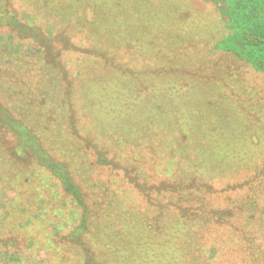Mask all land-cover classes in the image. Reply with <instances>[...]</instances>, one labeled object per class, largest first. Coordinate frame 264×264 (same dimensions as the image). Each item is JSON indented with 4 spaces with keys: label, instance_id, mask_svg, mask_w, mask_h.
<instances>
[{
    "label": "rangeland",
    "instance_id": "obj_1",
    "mask_svg": "<svg viewBox=\"0 0 264 264\" xmlns=\"http://www.w3.org/2000/svg\"><path fill=\"white\" fill-rule=\"evenodd\" d=\"M5 1L21 23L39 28L43 36L35 43L0 27V76L5 81L0 79V106L18 119L26 116L30 122L24 127L53 157L57 150L69 153L64 160L89 209L76 207L35 157L19 159L14 134L0 123V264H264L261 203L251 215V193L245 189L254 178L264 199V137L258 128L264 123V73L247 65L240 49L224 50L232 31L214 3L41 0L35 7L37 0ZM90 35L112 48L88 50L85 36ZM58 40L71 42L69 49L78 55L64 63L65 82L53 85L61 90L53 99L30 66L51 57L50 44ZM133 50L139 56L132 70ZM102 52L111 57H101ZM112 56L122 60L116 69L128 73L104 62L115 63ZM79 71L84 75L79 82L107 83L121 92L120 98H105L114 103L106 115L97 118L102 107L92 111L86 100L73 104L78 97L69 81L74 77L68 81L64 74ZM149 126L145 144L142 133ZM112 130L123 137H111ZM246 141L255 159L245 155L240 164L238 149ZM200 151H206L204 157L197 155ZM98 154L110 163L97 165ZM193 165L209 170L198 179L208 178L206 184L216 191L227 184L244 189L238 196L214 194L205 206L186 204L179 211L158 184L183 171L182 181L190 187L197 179ZM163 200L174 207L163 211ZM84 211L86 227L77 241L74 234ZM243 233L255 238L263 257L250 255L248 241L240 239Z\"/></svg>",
    "mask_w": 264,
    "mask_h": 264
},
{
    "label": "trees",
    "instance_id": "obj_2",
    "mask_svg": "<svg viewBox=\"0 0 264 264\" xmlns=\"http://www.w3.org/2000/svg\"><path fill=\"white\" fill-rule=\"evenodd\" d=\"M209 1H212L214 3V6L217 7V10L221 12L222 17H224L223 19L225 23L229 25V29H231L232 31L230 35L228 33V35L226 36V40L224 42L226 43L224 46L227 47L228 50L226 49L224 50L227 53H230V52L234 53V51L238 52L240 49V51H243L242 52L243 56L247 59L246 60L244 58V62L247 65H250L255 71L264 73V0H209ZM5 3H6L5 0H0V27H3V28L6 27L10 29L14 35H19L20 37H23V38H32L35 43H40L39 39H41V37L43 36V34L40 32V29L34 26L27 25L26 23L25 24L21 23L18 20L16 13L13 10L7 8V4L5 5ZM34 3L35 5L37 3H38L37 5H39L41 4V0H37ZM37 5L35 7H37ZM85 37H86L85 43L88 46L87 48L88 50L89 48L94 50V48L97 49L98 47H100L101 49L103 48L104 50L105 48L107 49L112 48L111 45L107 46L103 43L99 44L97 41V36L90 35V36H85ZM43 40H44V43L47 42V40L45 39ZM134 41L136 42V38H134V40H132V42L129 43V46L134 45L135 44ZM59 45H63V47L65 48L62 49ZM69 47H71V42H60L58 40L56 41L55 45L53 42L50 44L51 57H46V61L43 59H39L37 60L35 64H31L30 66V69H32L31 71L33 75H35L36 78H39V82L41 83L40 87L45 90L48 89V92L53 94L51 96V98L53 99H54L55 94L61 93V90L59 91L58 89L53 87V85L56 82H65V79L62 76V73L64 72L63 70H65L63 67L64 63L66 62V60L67 62H72L73 58H71L70 56L75 57V54L78 55V52L76 53L72 52L69 49ZM93 50L91 52H93ZM102 53L103 54H100L101 57H105V58L111 57L109 56V54H107L109 52H102ZM122 53L123 51L121 52V54ZM69 54H72V55H69ZM121 54H120V57L125 58ZM137 56H139V54L133 50L131 52V59L129 60L130 69L132 70H133V67H132L133 64L137 65V60H138ZM112 57H114L116 64L111 62L109 59L108 61H104V62L109 64L114 70H117L116 65L122 64V60L118 59L116 56H112ZM80 59H81V65L78 66V69L79 67H83L82 64L84 63L82 61L83 60L82 57ZM77 61H80L79 58H77ZM15 65H16V62L14 61V59L9 62V66L14 67ZM134 68L139 69L137 67H134ZM83 69L88 71V67L86 66ZM8 70L13 71V69L11 68ZM25 72L20 74L19 77H22L23 74H25ZM142 72L145 73L146 72L145 69H142ZM78 73L79 74L77 75H71L68 72H65L64 74L65 77L67 76L68 81L71 76L74 77V80L72 82L69 81V83L71 84L70 88L76 93L78 97L77 99L73 100V104L76 105L79 102V100H86L87 102L90 103V106H88V108L91 109L93 107L91 109L92 111H94V108H96L97 106H99V108L102 107L101 112L98 111L97 118H100L102 113L106 115L110 111L114 103L108 102V100L105 98H108V97L112 99L120 98L122 97L121 92L117 88L113 90V88L109 87L107 83H105L103 86H100L99 84L92 86L91 83L83 84L82 82L78 81L79 76H84L83 72L79 71ZM123 73H128V69H127V72H123ZM0 79L3 82H5L2 76H0ZM76 79H77V82L80 83L79 87L75 84ZM0 90L3 94L4 88H0ZM73 91L72 93L74 94ZM6 98L7 97H5V99ZM96 100H98V103L100 102L101 104L97 103L95 106H92ZM133 100H136V99H133ZM26 101H29V99H26ZM2 108L4 109V116L0 118V123L3 126V128H6L7 130H9L10 132L14 134L17 148L18 150L19 149L21 150V152L18 150L15 151V153H17L16 156L19 159L26 160V161L29 156L35 157L33 158L34 162L35 161L40 162V164L46 170H48L54 178H56L59 181L63 191L71 197L76 207H80L82 209H86V208L89 209V207L87 206L88 200H86L87 198L85 199L86 197L85 194L81 190V187L74 180V177L71 171H69L68 169V164L64 160V158L68 156L69 153L63 152L64 154H61L60 151L57 150V156L53 157L51 154H49L47 149L44 147V144L36 138L37 136L34 135L32 130L30 129V132H29V130L27 129L28 128L27 122L28 121L30 122V120H28L26 116L23 115L18 119L15 116L14 111L9 112V110H7L6 108L4 107ZM28 109H30V107ZM145 123H148V121H145L143 125H145ZM24 126H26L27 128ZM102 126H100V128H103ZM113 127L116 129L115 125H113ZM150 127L151 126H149L142 133L144 134L145 144H148V142L146 141L149 137L148 134L150 131ZM258 128L261 129V132L264 137V123L258 124ZM135 129H138V126H135ZM177 133L178 132H175L176 135ZM111 137H123V136L117 133L116 131L114 132L112 130ZM213 138L214 137L212 136L210 138V141H212ZM136 139L139 140V138L137 137ZM245 140L248 141V138H246ZM114 141L118 142L119 139L115 138ZM247 141L246 143H241V145L244 146V149L242 148L241 145L238 149L240 164H243V162L241 161V158H243L245 155L248 156L250 154V152L248 151L250 143ZM234 146H237L236 142ZM250 149H253V148H250ZM204 153H206V151H200L197 153V155L200 157H204L205 155ZM99 156L100 155L98 154L95 160V163L97 165H103V164L108 165L110 163L106 161L104 162V160H101ZM255 156L256 158L258 157V154L256 152H255ZM249 157H251L252 159H255L254 156L249 155ZM262 161L264 162V158L262 159ZM200 162L203 163V160H201ZM151 167L155 171V173H157V170L155 168V163H152ZM190 170L197 177L193 185H191L190 187H188V185L184 184V181H182L183 179L185 180V178L182 177V175H185L183 171H181L180 173L178 172L177 174H175V176L171 177L170 181L160 182L158 184V186L160 185V187L158 188V191L160 193H163V195H165V199L169 198L170 203L174 202L175 208H177V210L179 211H182V208L186 204L193 206V203H194V205L196 206V204L201 205L204 203V206H205V203H206L205 199L214 200L213 199L214 194H220V192L222 193L229 192L233 196H238L239 193H241L242 189H244L242 186L239 188L238 185L227 184L221 191H216L212 188L210 184H206L208 178H206L205 180L198 179V177H203L202 175L207 173V171H209L208 169L202 166L197 167L193 165L192 168H190ZM211 175L213 176V179H214L217 177L218 174L211 172ZM258 184L259 183L256 182L254 178H251L247 181V183H245V189H248L247 192L251 193L250 195L251 198L248 200L251 215H253V213L255 212L254 210L259 209L258 203H261L260 219L264 221V199L262 198L263 192H261L258 189ZM136 186L139 187V184H136ZM171 188H174V190H171ZM169 194H175L177 196L172 199L170 198L171 196H169ZM254 197L256 199H253ZM162 203L163 204H161L160 207L163 208V211L168 206H173V204L169 205V203L165 202V200H163ZM207 207H212V206L209 205ZM85 215L86 213L84 211L83 213L84 218L82 219V222L80 224L81 226L76 228V233L74 234L77 241H79L80 239L79 234L82 233L83 231L82 229L86 227L84 226L85 225L84 223L86 221ZM196 216L198 217L199 215H196ZM172 228L177 229L176 227H172ZM259 233L261 236L264 237V232L262 234L261 232ZM240 239L241 241L244 242V244L246 243V240L248 241V243H246V246L249 250H252V252H250L251 256L253 255L255 258L263 257L261 254L262 251L257 248L258 245L254 242L255 238L251 237L249 234L243 233L242 235L240 234ZM257 239H259L258 236H257ZM247 248L244 252L248 251ZM113 252L114 251L112 250L111 253ZM86 259H87V256L85 257V260Z\"/></svg>",
    "mask_w": 264,
    "mask_h": 264
}]
</instances>
